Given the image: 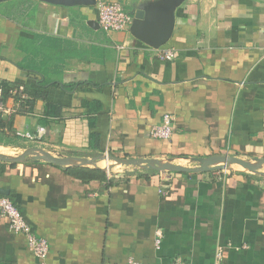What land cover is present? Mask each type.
Here are the masks:
<instances>
[{
	"label": "crops",
	"instance_id": "0c3cea01",
	"mask_svg": "<svg viewBox=\"0 0 264 264\" xmlns=\"http://www.w3.org/2000/svg\"><path fill=\"white\" fill-rule=\"evenodd\" d=\"M119 1L133 16H164L178 0ZM165 47L178 57L158 59L155 49ZM0 81L24 85L27 96H5L16 111L0 114L1 152L41 146L99 157L80 166L107 173L83 180L43 160H0V196L50 244L45 259L34 255L0 213V264H128L129 257L215 264L219 246L223 264H264V173L236 164L160 171L115 160L195 166L192 157H264V0H182L159 47L131 28L106 32L95 3L0 0ZM167 113L172 137H154Z\"/></svg>",
	"mask_w": 264,
	"mask_h": 264
},
{
	"label": "water",
	"instance_id": "95a60500",
	"mask_svg": "<svg viewBox=\"0 0 264 264\" xmlns=\"http://www.w3.org/2000/svg\"><path fill=\"white\" fill-rule=\"evenodd\" d=\"M59 4H94L95 0H46ZM182 0L173 1L164 11V16L149 13L145 15L143 11L136 13L133 16L131 30L135 36L142 41L154 46L159 47L165 44L172 36L175 25V8L181 3ZM162 17V19H160ZM95 22V21H94ZM30 157L33 160H43L49 163L61 166H80V165H96V160L99 157H82L78 155L55 154L41 146H30L20 154L11 155L0 151V160L16 162L23 161ZM100 158H103L102 156ZM106 158V156H104ZM119 164L125 165H143L147 168H152L160 171H179V172H207L211 170L225 169L231 164L242 166L244 169L255 172L264 173V157H255L253 160L244 159L236 155H211L208 157H192L193 162L198 164L195 166H187L184 164L176 163L172 158L159 159V158H116ZM109 166L108 169H110Z\"/></svg>",
	"mask_w": 264,
	"mask_h": 264
},
{
	"label": "built area",
	"instance_id": "2783aa9c",
	"mask_svg": "<svg viewBox=\"0 0 264 264\" xmlns=\"http://www.w3.org/2000/svg\"><path fill=\"white\" fill-rule=\"evenodd\" d=\"M97 8V18L100 26L106 31L129 29L133 22V14H131L125 5L119 0H95ZM155 55L163 61H171L178 57L179 51L174 47H165L155 49ZM10 94L15 96L19 102L24 101L27 96L25 94V86H14L10 90ZM16 108H9L5 103V91L0 81V114L12 113ZM174 132L173 116L170 113L164 115L162 123L155 125L151 129L154 137L169 139ZM109 161L108 154H105ZM107 172L109 163H107ZM225 172V171H224ZM220 173H223L220 171ZM220 175V174H219ZM221 179L224 176H219ZM0 213L9 220V226L12 231L21 233L25 236L29 250L41 259H45L50 252V244L44 237L38 236L27 221L19 207L13 203L8 196H0ZM159 236L161 232L158 231ZM160 243V238L157 239ZM128 264H142L134 257H129ZM171 264H186L181 257L173 259ZM215 264H223V247L219 246L215 255Z\"/></svg>",
	"mask_w": 264,
	"mask_h": 264
},
{
	"label": "trees",
	"instance_id": "16d2710c",
	"mask_svg": "<svg viewBox=\"0 0 264 264\" xmlns=\"http://www.w3.org/2000/svg\"><path fill=\"white\" fill-rule=\"evenodd\" d=\"M2 86L5 91V96L7 94H10V90L13 86H9L6 83L2 82ZM3 116L0 115V132L7 123H5V119L2 118ZM67 171L74 173L75 175H78L83 180H91V179H105V175H107L106 171L101 167H89V166H79L76 170H72L71 167H63ZM78 172V173H77ZM107 177V176H106ZM107 185H110L113 183V181L108 177L106 178Z\"/></svg>",
	"mask_w": 264,
	"mask_h": 264
},
{
	"label": "rangeland",
	"instance_id": "374dc122",
	"mask_svg": "<svg viewBox=\"0 0 264 264\" xmlns=\"http://www.w3.org/2000/svg\"><path fill=\"white\" fill-rule=\"evenodd\" d=\"M239 167L243 168L242 166L239 165Z\"/></svg>",
	"mask_w": 264,
	"mask_h": 264
}]
</instances>
